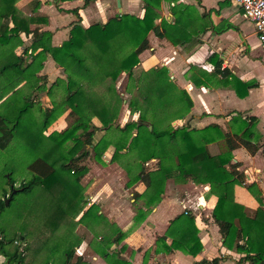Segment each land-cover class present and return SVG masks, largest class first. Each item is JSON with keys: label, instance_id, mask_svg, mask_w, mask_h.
<instances>
[{"label": "trees", "instance_id": "obj_1", "mask_svg": "<svg viewBox=\"0 0 264 264\" xmlns=\"http://www.w3.org/2000/svg\"><path fill=\"white\" fill-rule=\"evenodd\" d=\"M160 1L142 0L141 16L121 12L104 22L87 26L74 23L60 44L51 45L50 32L30 27L34 18L22 13L15 0H0V91H3L0 105L4 100H10L13 105L19 103L17 108L0 109V147L15 139L17 133L23 138L24 148L30 147L36 154L26 161L29 178L14 187V191L10 189L8 201L13 192L27 191L35 185L38 186L35 196L40 194L41 198L46 193L50 198L41 200L47 214L41 218V227L34 231L29 224L18 227L11 217L0 215V254L4 258L0 264H64L73 256L81 239L72 237L68 244L74 225L96 221L99 216L94 203L83 209L85 199L78 183L87 170L83 161L92 157L104 163L103 154L109 146L112 147L109 160L116 161L128 176L125 184L138 179L144 182L143 191H134L133 195L143 197L148 205L161 198L169 177L207 183V193L216 196L211 216L222 245L242 252L241 258L252 264H258L264 257L261 198L245 183L242 171L237 169L239 162L231 161V149L237 145L251 153L257 149V143L251 141L255 117L241 118L236 112L235 119H240L242 124L226 131L216 123L202 127H190L186 123L173 125V119L183 118L189 112L192 102L188 93L171 79L166 66L138 67V54L148 46L149 30L172 44H181L194 40L204 28L202 14L195 13L192 5L179 0H167L171 3V19L159 17ZM21 31L30 32L33 39L29 46H22L21 51L15 53L14 48L22 43ZM47 53L60 67L62 76H56L45 87L43 81L37 82L44 76L35 72ZM24 54L30 55L29 61ZM73 65L88 75L77 73ZM122 71L126 81L121 92L116 81ZM213 71L229 74L226 68H220L219 62H214ZM189 77L194 84L201 83L194 75ZM238 82L233 88L239 96L246 94L248 86L254 84L250 80L238 79ZM31 84L51 97L50 105L41 107L32 100V95L21 92L22 87ZM19 93L24 95L20 94L13 103L12 97ZM35 103L38 105L34 106ZM123 103L134 116L119 123L117 118ZM65 109L71 118L68 124L60 130L45 132L55 116ZM92 117H96L98 123H94ZM220 139L224 141L223 149L211 153L207 144ZM21 142L19 148H22ZM150 158H154L152 163ZM6 178L12 188L13 179ZM234 184L244 185L255 195L258 205L253 217H247L242 205L233 199ZM4 199L0 198V213L5 208ZM143 212L138 209L134 220L138 221L136 218ZM197 231L193 215L188 210L181 211L169 219L162 234L155 236L154 251L179 249L195 254L202 246ZM124 233L117 229L114 235H103L99 240L94 237L96 242L92 245L105 264H131L110 248ZM166 237L170 238L168 243ZM58 248L62 250L57 251ZM217 260L215 256L195 263H216ZM82 263L85 262L76 254L71 264Z\"/></svg>", "mask_w": 264, "mask_h": 264}, {"label": "crops", "instance_id": "obj_2", "mask_svg": "<svg viewBox=\"0 0 264 264\" xmlns=\"http://www.w3.org/2000/svg\"><path fill=\"white\" fill-rule=\"evenodd\" d=\"M179 1L192 5L195 13L202 14L203 30L194 40L181 44H172L149 30L148 46L138 54V67L166 66L171 79L188 93L192 102L189 112L183 118L173 119V125L186 123L190 127H202L216 123L226 131L235 130L238 123L242 124L240 119H235L238 116L236 112L241 118L255 117L251 126V141L257 143V149L251 153L244 146L237 145L231 149V161L239 162L237 169L242 171L245 183H249L254 194L259 195L264 207V46L257 40L253 23L243 15L241 7L234 0ZM170 4L167 0L160 1L157 9L159 17L172 18ZM15 5L22 13L34 18L30 27L36 26L39 31L50 32L51 45L60 44L74 23L87 26L92 22H104L116 13L127 12L137 16L143 13L142 0H119V5L116 0H89L85 3L83 0H15ZM19 36L22 43L14 48L15 53H19L22 46H29L33 39L30 32L21 31ZM23 56L30 60V55ZM42 61L35 74L44 76L37 82L43 81L48 87L56 76H62V72L49 53ZM214 62H219L220 68H226L229 74L213 71ZM189 66L192 68L189 69ZM80 70L77 73L82 72L85 77L86 72ZM190 74L201 83L194 84ZM119 77L123 86L125 72L122 71ZM238 79L254 83L248 86L243 96L237 95L233 88V85L239 84ZM43 93L46 94L44 90ZM33 95L32 100L37 101V93ZM92 121L98 123L96 117H92ZM207 146L211 153H216L223 149L224 141H211ZM111 150V146L105 150L104 163L96 168L86 163L90 158L86 157L83 162L87 170L78 180L85 199L83 209L96 204L99 214L97 221L104 227L95 231L88 226V222L80 225L89 234L82 235L80 239V242L83 241V256H80L85 262L82 264H105L104 258L93 247L92 238L99 240L103 235H114L117 229L125 233L117 242H112L110 248L131 264H252L241 258L242 252L222 245L217 225L211 216L216 196L207 193V183L169 177L163 185L161 198L148 205L143 197L133 195L134 191H143L144 182L138 179L126 185L128 176L124 168L116 161L109 160ZM153 161L154 158L149 159V162ZM100 175L103 177L100 178ZM92 179H95L94 182ZM254 194L242 184L233 186V199L242 205L247 217H253L256 212L258 201ZM138 209L144 212L135 221ZM186 210L194 217L201 249L195 254L179 249L154 251L155 236L165 231L170 218ZM165 241L168 243L170 238L166 237ZM215 256L218 257L216 263H195L201 259L209 261ZM3 259L0 254V262ZM258 264H264V257Z\"/></svg>", "mask_w": 264, "mask_h": 264}, {"label": "rangeland", "instance_id": "obj_3", "mask_svg": "<svg viewBox=\"0 0 264 264\" xmlns=\"http://www.w3.org/2000/svg\"><path fill=\"white\" fill-rule=\"evenodd\" d=\"M72 68L76 72L81 71L75 65H73ZM86 74H84L85 77H86ZM81 75H83L82 72H81ZM123 86H122L121 78L119 77L116 81V87H118L119 91L122 92ZM1 92L3 91H0V93ZM21 92L24 94H30V95H33L34 92L37 93V97H38L37 102L39 103V106L41 107L46 106L50 102L51 97L44 94L43 89H38V87L33 86L32 84L28 87H25V86L22 87ZM22 93L15 94L12 97L14 98L13 103L15 102L17 98H19L20 94L24 95ZM122 95L125 97L128 96L126 93H122ZM3 96L6 97V93L3 94ZM4 97L2 101L4 100ZM18 104L13 105L10 102V100H4L2 104L0 105V109H3V108L7 109L8 106L10 107V109L17 108L19 106ZM125 104L126 103H123L121 105V110L117 118V121L119 122L120 121L123 122L124 120L130 118L131 116H134L128 113L125 107ZM36 105L38 104H35L34 106ZM34 111L35 113H37L36 109ZM70 119L71 118L67 114V110L66 109L63 110L62 112H60L58 115L55 116L52 122H50V124L46 127L45 132H48L51 129H57V130L62 129L64 126L68 124ZM22 140L23 138L19 137V134L16 133L15 139H12L10 142H8L4 148L0 147V198L1 199H4L3 197L8 196L9 191L11 189V185L10 183H8L7 178H6L7 176L13 179V182H12L13 187H18V184L20 182L25 181L30 176L28 168L26 167V164H27L26 161L27 159L29 160L31 157L35 156L36 154H34L35 151L30 149L28 145H27L28 148L25 149L23 146V143L21 142ZM19 141L22 144V148L18 147ZM86 163H89L91 167H95V168L103 164L101 162L94 160L92 157H90ZM64 174L65 176L70 177L68 173H64ZM102 177L103 176L100 175V178ZM92 180L94 182L95 179H92ZM96 184L98 185V182ZM36 189H38V186L35 185L30 190H27V191L19 190V191L13 192V195L11 199H9L8 203L3 202L5 204L4 206L5 208L4 210L1 211L0 215L3 217H6V216L11 217V219L13 220V223L16 224L18 227H23L24 223L29 224L31 231L32 230L34 231L38 229L39 227H41V225L43 224L41 218L43 217L45 218L47 214L46 212L47 208L42 206L41 200L44 201L43 198L50 200V198L47 196L46 193L41 198H40V194L35 196ZM82 191L83 189L81 188L80 194L83 193ZM51 202L53 203V201ZM88 222L90 224V227H92L93 230L95 231H98L100 228H104L97 220L93 222H90V221ZM81 224L82 223L78 222L74 225L69 235L68 244L70 243V240L72 239V237H76V236L81 237L82 235H89L88 233H86V231L84 232V229L80 226ZM92 241L94 243L95 241L94 237L92 238ZM78 245L75 249L73 256L64 264H71L76 254L83 256L81 252L83 248V241H81L80 244L78 243ZM60 250H62V248L57 249V251H60ZM48 264H52V262H49Z\"/></svg>", "mask_w": 264, "mask_h": 264}, {"label": "built area", "instance_id": "obj_4", "mask_svg": "<svg viewBox=\"0 0 264 264\" xmlns=\"http://www.w3.org/2000/svg\"><path fill=\"white\" fill-rule=\"evenodd\" d=\"M252 23L257 40L264 46V0H234Z\"/></svg>", "mask_w": 264, "mask_h": 264}, {"label": "water", "instance_id": "obj_5", "mask_svg": "<svg viewBox=\"0 0 264 264\" xmlns=\"http://www.w3.org/2000/svg\"><path fill=\"white\" fill-rule=\"evenodd\" d=\"M116 3H117V5H119V0H116ZM14 190H15V188L12 187V188H11V191H14ZM9 196H10V195H8V196L4 199V203H7ZM20 236H21V235H20Z\"/></svg>", "mask_w": 264, "mask_h": 264}]
</instances>
